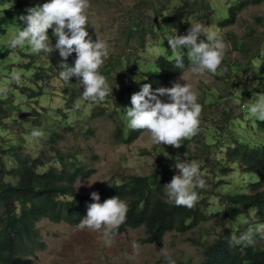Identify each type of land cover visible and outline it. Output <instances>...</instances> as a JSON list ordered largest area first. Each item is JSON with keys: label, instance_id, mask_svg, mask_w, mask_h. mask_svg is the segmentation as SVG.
<instances>
[{"label": "rangeland", "instance_id": "1", "mask_svg": "<svg viewBox=\"0 0 264 264\" xmlns=\"http://www.w3.org/2000/svg\"><path fill=\"white\" fill-rule=\"evenodd\" d=\"M47 1L49 0H0V98L4 96L12 98L11 94H14L12 99L22 107L14 112L15 120L4 119L1 122V129H9L14 134L27 137L29 145L24 148L32 155L39 154L45 143L49 144V137L54 131L63 134L64 140L56 148L75 154L77 161L95 169L90 177L91 181L95 182L91 187L87 186L89 178L79 179L76 182V191L80 196L86 195L89 190L102 183L123 180V175H147L156 172L163 164L174 167L176 157L168 149V145H160L157 151L154 148L155 144L151 143L150 134L146 131H143L132 143H115V133L122 119L114 112V106L122 109L124 104L121 105L118 101L112 100L104 108L105 116L95 117L93 113L100 107L101 101L89 102L78 97L80 107L69 109L66 106V96L71 91L69 84L71 81L65 82L59 77L58 51L51 55L41 52L40 55L33 54L27 44L23 48L9 47L10 41L18 34V31L27 26L24 21L18 19L19 16L27 15L26 9L43 5ZM208 1L210 4L208 10L194 13L187 19V11L181 4V0H172L170 6L173 8L171 17L178 25V29L173 30L177 32L184 30L185 25L189 29L191 23L200 22L208 26L212 33L217 34L226 46L222 64L216 74L195 77L190 72H186L188 82L198 94V101L202 95L209 99L216 95L221 101L219 106V101L215 102L211 108L205 110V115L199 116V130L195 135V142H192L190 146L192 151L197 152V147L205 141L206 131L211 127L209 117L218 116L222 106L228 107L225 111L234 122L230 127L215 122L223 132L212 137V151L207 155L208 158L195 160L189 158L188 154L187 157L185 154L179 156L181 160L197 162L201 176L206 181L204 189H194L198 193L197 203H204L202 207L206 209L210 218L184 234L167 233L160 245L144 242L147 236L146 230L140 227L128 228L122 234L114 236L110 246L98 232L87 228L81 230L77 225L65 222L55 223L42 219L38 222V227L47 246L44 250L37 252L33 264H167L161 252L163 248L167 250L175 264L197 263L203 259L206 244L217 238L223 230L219 224L221 212L215 211V208L224 210V206L217 204L218 193L222 194L229 190L224 182L236 184L232 186V189L238 192L249 191V183L256 177L244 173L243 170L230 172L229 169L228 172H224V167L218 165V159H222L226 152L225 147L221 149L225 146L223 142L233 141L228 134L229 130L234 131L236 136H241L242 133L241 140L244 142L264 141V132L256 130L254 123L257 118L250 113L245 124L248 127L240 132L239 115L245 109L244 105H251L259 99V96L254 95L250 100L251 95L246 93H250L249 89L255 90V88L260 91L259 87L264 85V76L254 69L252 61L233 44L234 39H242L250 45L251 51H257V54L260 52L262 55L260 57L264 59V52H262L264 49V2L247 7L240 13L237 23L233 26L219 29L217 22L226 15L225 5L228 0ZM143 2L146 3L143 4ZM89 3L87 15L90 24L86 25V30L93 41L99 37L109 49V56L103 64L110 68L112 65L115 67L117 65V68L111 69V72H117L115 75H118L121 73L118 61L123 63L128 57L133 70L134 64L140 62L143 81L144 77L158 74L159 68L156 64L158 56H153L162 51L159 32L160 34L168 32L171 27L168 29L163 18L158 17L156 33L148 36L147 48L140 53V56H137V50L134 48L135 39L130 37L126 27L130 20L139 21L138 18H145V15L152 13L150 2L148 0H89ZM48 35L49 43L54 46L56 37L53 36V29L48 30ZM199 38L198 42L207 39L203 35ZM75 59V53L68 58L74 62ZM237 62L244 68L239 74H236L228 65ZM44 70L49 71V79L35 83L36 72ZM13 71L20 76L18 82L11 78ZM99 73L102 75L101 67ZM183 73L179 74L173 82L179 81L182 85L186 84L187 81L180 79ZM75 81L83 87L76 77ZM173 82L163 87H171ZM65 88H67L66 93ZM30 89L41 91L43 95L38 97H35V94L30 95L28 93ZM259 93L264 94V89ZM161 99L168 102L167 97ZM216 107H219V111ZM58 108H61L59 115L55 112ZM33 109L42 113L38 122H35L37 116L30 113ZM225 111H223V117ZM69 127L70 129L66 131L65 129ZM33 130L39 131L41 136H32ZM54 163L50 161L49 165ZM180 174L176 169L174 176ZM253 210L247 209L245 215L236 216V220L227 222L225 227L232 229L236 235L246 232L253 227L251 225V222L255 220ZM86 215L87 208H85L84 217ZM133 242L138 245L136 250L133 249ZM257 243L264 245V239L259 238Z\"/></svg>", "mask_w": 264, "mask_h": 264}, {"label": "trees", "instance_id": "2", "mask_svg": "<svg viewBox=\"0 0 264 264\" xmlns=\"http://www.w3.org/2000/svg\"><path fill=\"white\" fill-rule=\"evenodd\" d=\"M148 1L152 13L145 15V18H138L139 21L130 20L126 27L130 37L135 39L134 48L137 50V56H140V53L147 48L148 36L156 33L158 17L163 18L168 29L171 27L168 32L163 34L159 32L162 51L153 56H158L156 64L159 73L149 75L143 81L140 62L134 64L133 70L128 57L123 63L118 61V68L121 72L118 75H115L117 72H111V69H116L117 65L116 67L112 65L111 68L106 64L101 66L102 75L105 76L109 87L113 89V93L101 101L100 107L93 115L95 117L105 116L104 108L112 100L118 101L121 105L124 104L122 109L114 106V112L122 119L115 133V143H132L143 132V130H132L128 127L129 118L124 109L132 106L131 95L140 91L143 84H151L153 90L167 86L184 72V69L175 67L177 54L171 52L167 39L176 33L187 35V25L184 30L178 32L173 30L174 28L178 29V25L171 17L173 8L170 4L172 0ZM48 2L50 0L44 3ZM262 2L264 0H228L225 5L226 15L217 22V27L224 29L233 26L237 23L240 13L247 7ZM145 3L143 2V4ZM181 4L186 8V19L194 13L210 8L208 0H193L192 2L181 0ZM203 41L207 42V39ZM233 44L237 50L252 61L254 69L264 76V59L260 57L261 53L257 54V51H251L250 45L242 39H234ZM128 46L130 47L129 44ZM183 51L185 53L183 58L185 70H187L190 65L187 57L188 49L184 48ZM113 59H115L114 56ZM67 63L74 66L73 60H68ZM228 65L236 74L244 69L239 62ZM48 72L37 71L34 76L35 83L47 81L50 77ZM137 76L140 77L139 82L133 79ZM70 81L71 91L66 96V106L73 109L77 98H82L84 89L76 83L75 77H72ZM259 88L260 91L263 90L264 85ZM65 90L67 88L64 89L66 93ZM249 90L250 93H246V95H251L250 100L254 95L259 96L258 94H260L256 88ZM22 91H29L28 93L35 94V97L43 95L41 91L35 89ZM13 95L11 94L12 98H14ZM12 98L9 96L0 98V124L4 119L15 120L14 112L22 108ZM246 98L248 97L246 96ZM215 102H218L219 106L221 102L219 96L214 95L209 99L202 95L198 101L202 106L201 114L205 115V110L211 108ZM216 108L219 111V107ZM227 109V106H222L218 116L209 117L211 127L207 129L205 141L197 147V152L194 153L190 147L191 143L195 142V135L190 139L183 140V145L179 149L169 145L168 149L173 152L175 157L183 156L187 152L189 158L195 160L208 158L207 155L212 151V137L223 132L215 122L223 126L227 125V127L234 123L228 112L225 111ZM223 111H225L224 117ZM55 112L59 115L61 108L55 109ZM241 112L239 115L240 132L248 127L245 124L247 116H249L246 108ZM30 113L37 116L35 122H38L42 115L41 111L35 109ZM254 125L256 130L264 132V122L256 119ZM69 129L70 127L65 130ZM228 134L233 141L223 142L225 146L221 149L225 147L226 152L222 159H218V165L224 167V172H228L229 169L230 172L243 170L244 173L254 175L256 179L249 183L248 192H238L232 189V186L236 184L224 182L229 190L217 195L219 198L217 204L224 206V210L215 208V211L221 212L219 224L223 230L217 238L206 244L203 250V259L190 264H264V245L257 243L259 235L254 237L253 245L242 250L241 246H229V240L234 231L225 227L227 222L235 221L236 216L245 215L247 209H254L255 220L251 222L253 229L258 224H264V141L255 142L251 139L252 143H248L241 140L242 133L241 136H236L234 131L229 130ZM21 136V134H14L9 129L5 130L0 127V264H33L37 252L44 250L47 246L43 241L38 222L48 219L55 223L65 222L74 226L78 225L84 218L85 208L88 204L96 202L91 198L92 192L99 193L100 203L116 196L127 203L129 210L126 221L116 231L115 236L122 234L128 228L144 227L147 236L143 241L150 244L160 245L167 233L184 234L210 218L206 209L202 207L204 203L196 202L192 209H188L184 206H176L168 199L164 186L171 181L176 173L175 167L163 164L156 172L147 175H123V180L102 183L98 188L89 190L86 195L80 196L76 191V182L79 179L90 178L95 169L77 161L75 154L56 148L64 140L63 134L54 131L49 137V144L45 143L43 150L36 155H32L24 148L29 145V142L27 137ZM160 147V145L154 146L157 151ZM50 161L55 162L54 165H49Z\"/></svg>", "mask_w": 264, "mask_h": 264}, {"label": "clouds", "instance_id": "3", "mask_svg": "<svg viewBox=\"0 0 264 264\" xmlns=\"http://www.w3.org/2000/svg\"><path fill=\"white\" fill-rule=\"evenodd\" d=\"M89 7V0H50L43 5L30 7L26 9L27 15H21L18 18L27 26L18 31V34L10 41L9 47L23 48L27 44L33 54L43 52L51 55L58 51L60 79L69 82L72 77H76L79 84L83 85L82 99L95 102L104 101L113 93V89L109 87L105 76L99 73L100 67L109 56L108 46L99 39L98 35V38L93 41L86 30V25L90 24L87 15ZM49 29H53V36L56 37L54 46L49 43ZM201 35L207 38V42L203 40L198 42V37ZM167 42L171 52L177 54L175 67L184 69L180 79L187 83L182 85L176 81L171 87H159L155 90L151 84H143L140 91L131 95L132 106L124 110L129 118L130 129L149 133L152 144L169 145L179 149L183 145V140L197 134L200 125L199 116L202 111V106L198 103V94L188 82L186 72H190L195 77L216 74L222 64L226 46L217 34L212 33L208 26L200 22L191 23L187 35L176 33L170 36ZM184 48L188 49L187 57L190 61L187 70H185L183 59ZM178 50L181 51L178 53ZM73 53L76 54V59L74 66H70L67 61ZM11 78L18 82L20 76L13 71ZM133 79L139 82L140 77ZM258 95L259 99L255 103L244 105V108L259 121L264 122V94ZM162 97H167L168 102H164ZM74 107H80L79 101L74 104ZM31 135L39 137L41 133L33 130ZM185 156L187 157V152ZM174 167L181 174L173 176L172 180L164 186L165 194L176 206L192 209L198 200V193L194 189H204L206 181L202 178L197 162L194 160H181L178 156ZM94 183L89 178L87 186L91 187ZM91 198L96 202L88 204L87 215L77 227L81 230L87 228L98 232L110 246L116 231L126 221L128 205L119 196L100 203L98 192H92ZM256 235L264 239V224L256 225L255 229L250 227L239 236L234 233L230 237L229 246H241L243 250L253 245ZM132 246L134 250L138 248L135 242ZM161 252L167 264H175L165 248Z\"/></svg>", "mask_w": 264, "mask_h": 264}]
</instances>
